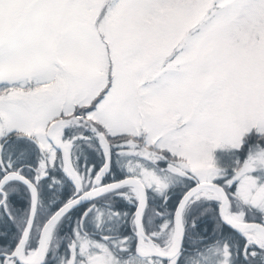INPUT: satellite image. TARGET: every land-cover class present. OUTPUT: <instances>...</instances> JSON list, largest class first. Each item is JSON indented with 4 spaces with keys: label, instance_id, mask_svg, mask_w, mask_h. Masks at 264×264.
<instances>
[{
    "label": "snow or ice",
    "instance_id": "snow-or-ice-1",
    "mask_svg": "<svg viewBox=\"0 0 264 264\" xmlns=\"http://www.w3.org/2000/svg\"><path fill=\"white\" fill-rule=\"evenodd\" d=\"M0 264H264V0H0Z\"/></svg>",
    "mask_w": 264,
    "mask_h": 264
}]
</instances>
